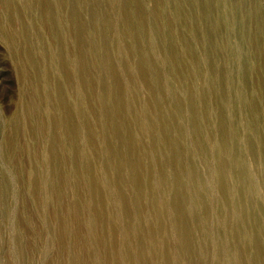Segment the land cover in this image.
I'll return each mask as SVG.
<instances>
[{
  "label": "rangeland",
  "instance_id": "rangeland-1",
  "mask_svg": "<svg viewBox=\"0 0 264 264\" xmlns=\"http://www.w3.org/2000/svg\"><path fill=\"white\" fill-rule=\"evenodd\" d=\"M66 1L0 0V264H264V0Z\"/></svg>",
  "mask_w": 264,
  "mask_h": 264
},
{
  "label": "bare ground",
  "instance_id": "bare-ground-1",
  "mask_svg": "<svg viewBox=\"0 0 264 264\" xmlns=\"http://www.w3.org/2000/svg\"><path fill=\"white\" fill-rule=\"evenodd\" d=\"M66 1V0H65ZM36 2V1H35ZM53 2V1H52ZM63 2V1H62ZM67 2V1H66ZM23 3V2H22ZM32 3H33V1H32ZM59 3V2H58ZM52 5H54V3L52 4ZM78 5V4H77ZM55 6V5H54ZM18 8V7H17ZM65 8V7H64ZM34 9V8H33ZM44 9H45V7H44ZM60 9V8H59ZM71 9V8H70ZM36 10V9H35ZM28 11V10H27ZM72 11V10H71ZM48 12V11H47ZM40 15V14H39ZM61 15V14H60ZM52 21V20H51ZM78 21V20H77ZM46 22V21H45ZM28 25V24H27ZM64 26V25H63ZM71 26V25H70ZM31 32V31H30ZM79 32V31H78ZM21 33V32H20ZM28 33V32H27ZM57 33V32H56ZM61 33H62V31H61ZM34 34V33H33ZM77 36V35H76ZM28 41V40H27ZM59 41V40H58ZM77 42V41H76ZM17 43V42H16ZM27 43V42H26ZM35 44V43H34ZM15 47V46H14ZM35 48V47H34ZM43 48V47H42ZM27 52V51H26ZM77 57V56H76ZM63 58V57H62ZM65 61V60H64ZM79 61V60H78ZM52 63H54V62H52ZM6 65V64H5ZM33 65V64H32ZM42 65V64H41ZM40 65V66H41ZM63 69H65V68H63ZM65 71V70H64ZM39 72V71H38ZM48 72V71H47ZM53 75V74H52ZM74 75V74H73ZM47 77V76H46ZM74 77V76H73ZM77 77V76H76ZM58 78V77H57ZM38 79H39V77H38ZM38 84V83H37ZM39 85V84H38ZM8 87V86H7ZM39 87V86H38ZM40 89V88H39ZM7 90V89H6ZM32 91V90H31ZM3 94V93H2ZM4 94H6V93H4ZM50 94V93H49ZM40 95V94H39ZM3 96V95H2ZM53 96V95H52ZM68 97V96H67ZM64 98V97H63ZM54 99V98H53ZM34 105V104H33ZM255 109H256V107H254ZM32 111H34V110H32ZM41 113V112H40ZM42 115V114H41ZM23 121V120H22ZM28 121V120H27ZM62 121V120H61ZM30 123V122H29ZM163 124V123H162ZM44 126V125H43ZM222 126V125H221ZM252 127V126H251ZM225 128V127H224ZM223 128V129H224ZM47 129V128H46ZM62 130V129H61ZM193 130V129H192ZM222 130V129H221ZM45 131V130H44ZM63 131V130H62ZM220 131V130H219ZM196 132V131H195ZM197 132H198V130H197ZM194 133V132H193ZM76 135V134H75ZM78 138V137H77ZM51 140V139H50ZM76 140V139H75ZM74 141V140H73ZM247 142V141H246ZM52 143V142H51ZM63 149H65V148H63ZM49 150V149H48ZM62 150V149H61ZM264 150V149H263ZM51 152V151H50ZM55 152V151H54ZM230 156V155H229ZM228 156V157H229ZM43 160V159H42ZM55 163V162H54ZM250 168V167H249ZM250 170V169H249ZM248 170V171H249ZM251 171V170H250ZM250 176H251V174H250ZM247 177V176H246ZM45 180V179H44ZM223 186V185H222ZM237 195V194H236ZM236 202V201H235ZM236 207V206H235ZM239 208H241V207H239ZM244 208V207H243ZM247 209H248V207H247ZM187 211V210H186ZM235 211H236V209H235ZM249 211V210H248ZM246 214V213H245ZM249 214V213H248ZM251 217V216H250ZM252 219V218H251ZM244 220V219H243ZM249 224V223H248ZM237 231V230H236ZM240 231V230H239ZM239 231H237V232H239ZM239 234H241V232L239 233ZM243 234V233H242ZM240 236V235H239ZM250 239V238H249ZM252 242V241H251ZM255 243V242H254ZM262 244V243H261ZM250 245V244H249ZM256 245H257V243H256ZM252 247V246H251ZM258 247V246H257ZM231 248V247H230ZM254 248H256V247H254ZM257 250H258V248H256ZM261 249V248H260ZM236 250V249H235ZM255 250V249H254ZM256 250V251H257ZM255 252V251H254ZM258 252V251H257ZM259 252H261L260 250H259ZM262 253V252H261ZM256 254V253H255ZM259 256V255H258ZM255 258H257V257H255ZM259 260H261L260 258L258 259V261ZM255 262H256V260H255ZM261 262H262V260H261ZM194 264V263H193ZM256 264V263H255Z\"/></svg>",
  "mask_w": 264,
  "mask_h": 264
}]
</instances>
